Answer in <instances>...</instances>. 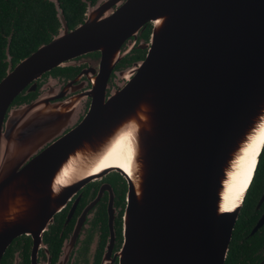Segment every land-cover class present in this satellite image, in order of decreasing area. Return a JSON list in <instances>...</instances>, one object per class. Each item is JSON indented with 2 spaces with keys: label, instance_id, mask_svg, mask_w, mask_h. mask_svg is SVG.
<instances>
[{
  "label": "water",
  "instance_id": "1",
  "mask_svg": "<svg viewBox=\"0 0 264 264\" xmlns=\"http://www.w3.org/2000/svg\"><path fill=\"white\" fill-rule=\"evenodd\" d=\"M50 1L60 22L50 40L15 65L7 46L0 191L21 174L23 186L40 189L34 180L52 179L84 137L133 122L132 173L110 165L73 174L59 204L74 183L117 171L127 182L118 264H225L264 146V0H96L73 28L58 0ZM135 50L145 53L116 67ZM84 64L75 77L50 72ZM36 89L32 99L12 105L21 92ZM257 133L260 143L244 160L235 204L221 209L240 150ZM48 199L37 231L5 223L0 259L22 233L32 235L36 248L59 209Z\"/></svg>",
  "mask_w": 264,
  "mask_h": 264
},
{
  "label": "flooded vegetation",
  "instance_id": "2",
  "mask_svg": "<svg viewBox=\"0 0 264 264\" xmlns=\"http://www.w3.org/2000/svg\"><path fill=\"white\" fill-rule=\"evenodd\" d=\"M129 60L131 57H125L119 62L124 64ZM119 62L116 67L122 65ZM77 67L81 71L85 64L68 68ZM20 94L27 98L20 102L14 99L12 105L32 99L38 92L36 89ZM87 109L88 106L72 127L82 121ZM260 158L261 155L232 231L228 249V253L230 251L233 255L231 264H264V157ZM77 184L74 183L75 186ZM75 186L54 213L52 222L41 234V241L36 248L32 235L22 233L14 237L5 248L0 264L119 263L118 251L124 239L125 178L117 171H109L79 187Z\"/></svg>",
  "mask_w": 264,
  "mask_h": 264
},
{
  "label": "bare ground",
  "instance_id": "3",
  "mask_svg": "<svg viewBox=\"0 0 264 264\" xmlns=\"http://www.w3.org/2000/svg\"><path fill=\"white\" fill-rule=\"evenodd\" d=\"M104 112L106 113V110ZM110 116L111 114L108 115V117ZM144 122L141 124H144ZM134 124L133 122L118 123L115 128L113 127L114 129L111 127V131H106V128H103V131L97 129L95 132L93 131L92 138L84 137L62 161L52 179L49 181L34 180V183L40 189L35 188L31 183L25 182L23 186V183L18 182L24 174L17 176L9 182L0 191V232H4V225L8 221H10L9 226L13 222H19L37 231L43 225L38 212L46 205L45 199L49 198L48 200L52 206L60 208L62 204H59L58 198L63 196V187L71 179L73 174L86 170L97 171L104 166L110 165H118L125 171L132 173L134 166L132 162L133 156L137 149V138L133 131ZM103 132L107 134L103 135V140L98 145L89 146L91 141L96 136H101ZM260 134L257 133L248 144L246 143L241 148L240 151L243 153L241 159H239V163H241L234 171L227 192L225 191L222 194L221 209L224 207L231 208L235 204L234 198L236 196H234V191L239 190V182L243 180L244 170L246 169L244 160L248 155L251 157L253 151L259 145ZM91 154L95 155L91 156ZM77 180L78 178L73 182ZM26 186L29 189V193L26 192ZM21 191L24 192L21 193Z\"/></svg>",
  "mask_w": 264,
  "mask_h": 264
},
{
  "label": "trees",
  "instance_id": "4",
  "mask_svg": "<svg viewBox=\"0 0 264 264\" xmlns=\"http://www.w3.org/2000/svg\"><path fill=\"white\" fill-rule=\"evenodd\" d=\"M95 1L58 0L68 27L73 28L80 23L83 20L87 3L93 4ZM59 27L60 22L56 15L55 4L50 0H0V79L4 76L8 66L7 46L12 65H15L40 44L49 41ZM150 29L151 25L144 34H148ZM144 53L143 50H135L131 59L141 58ZM79 71V67H56L50 72L74 76ZM26 98L27 96L19 94L15 101L20 102ZM261 157H264V146ZM232 256L229 251L225 264H231Z\"/></svg>",
  "mask_w": 264,
  "mask_h": 264
},
{
  "label": "rangeland",
  "instance_id": "5",
  "mask_svg": "<svg viewBox=\"0 0 264 264\" xmlns=\"http://www.w3.org/2000/svg\"><path fill=\"white\" fill-rule=\"evenodd\" d=\"M41 84V82H39V85ZM39 85H37V86H39Z\"/></svg>",
  "mask_w": 264,
  "mask_h": 264
}]
</instances>
